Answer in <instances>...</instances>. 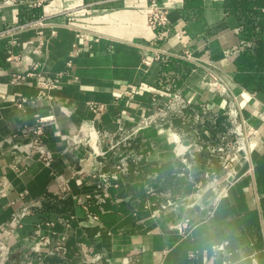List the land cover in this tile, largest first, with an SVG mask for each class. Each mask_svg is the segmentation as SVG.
<instances>
[{
  "label": "crops",
  "instance_id": "obj_1",
  "mask_svg": "<svg viewBox=\"0 0 264 264\" xmlns=\"http://www.w3.org/2000/svg\"><path fill=\"white\" fill-rule=\"evenodd\" d=\"M187 1L45 0L42 13L52 26L16 36L14 50L22 60L8 62L10 39L0 42V233L11 248L8 264H253L252 255L264 264V93L247 91L234 80L240 17L225 10V0ZM152 4L167 11L166 26H149ZM18 23L20 6L1 3L0 31ZM68 23L91 38L81 42L84 50L77 56H72L77 32L64 26ZM42 41L41 53L27 54ZM187 51L197 58L196 64L183 58ZM144 58L153 62L148 69H143ZM31 63L41 64L43 76L58 79L53 100L37 98L36 77L11 84L12 74L27 71ZM169 63L176 68L166 70ZM212 76L239 95L244 116L258 132L254 172L222 198L213 190L205 191L199 205L190 210L185 199L206 186L208 176L223 174L210 157L209 145L226 131L229 98L209 87L205 78ZM131 85L140 90L117 100ZM172 88L184 91L191 109L207 111L204 123L191 127L172 118L164 128L148 130L136 142L143 159L109 189L104 205L92 202L86 211L77 203V196L100 190L91 180L82 184L72 179V196L65 201L55 198V176L70 177L69 167L81 154L79 149L66 152L70 134L92 125L109 132L120 124L131 126L133 120L153 113L156 102ZM22 99L27 102L21 108ZM90 102L107 108L95 115ZM51 115L55 121L45 128V144L55 156L53 163L23 162L31 139L21 130L32 131L39 118ZM169 127L182 138L181 144ZM193 128L199 135L191 136ZM192 142L203 146L193 156ZM184 158L193 169L181 176ZM14 163L19 172L10 168ZM148 185L154 194H149ZM25 191L28 196L20 200ZM31 200L39 204L23 226L12 224L14 210ZM169 200L185 201L169 207ZM189 216L196 226L182 238L173 225ZM44 239L48 242L43 244ZM60 245L64 250L57 251ZM214 246L222 249L215 251ZM95 255L102 259L92 262Z\"/></svg>",
  "mask_w": 264,
  "mask_h": 264
},
{
  "label": "built area",
  "instance_id": "obj_2",
  "mask_svg": "<svg viewBox=\"0 0 264 264\" xmlns=\"http://www.w3.org/2000/svg\"><path fill=\"white\" fill-rule=\"evenodd\" d=\"M5 3H12L19 5L15 0H7ZM45 0H34L28 4L29 8H42ZM20 6V5H19ZM169 23L168 13L164 8L152 4L148 12V24L153 29H158L166 26ZM52 26V23L47 17L42 15L39 19L27 22L18 23L10 28L0 31V42L5 39H10V48L8 49L7 61L10 63L22 60L23 56L16 53L14 48L17 45L16 36L20 33L31 29H44ZM65 27L76 30L78 43L74 45L72 56L80 54L84 47L81 46L82 41H90V36L81 28L76 27L74 23H68ZM40 34H43L40 31ZM45 42H41L37 46H31L26 52L27 54L41 53V47ZM29 52V53H28ZM28 56V55H26ZM160 57L157 56L156 60ZM184 59L196 64L197 58L189 51L183 56ZM71 61L69 66H71ZM153 62L147 58L143 60V69H148L152 66ZM40 63H31L29 68L24 72H14L11 76V84L18 85L22 82L24 77H36L38 94L37 98L40 100H53L51 92L60 87L58 79L51 76H43L40 72ZM210 88L217 90L221 95L229 98L226 106V131L217 134L213 138V144L209 145V154L212 160H216L222 168L223 174L217 177L212 174L206 186H199L196 192L186 198V206L190 210L196 208L205 191H215L217 198H222L228 194L230 189L239 182L242 178L252 175L254 167L252 165V154L258 145V132L249 123V120L244 116L243 110L239 103V95L236 94L230 86L225 84L219 77L212 76L205 78ZM139 86L131 85L126 91L117 97V100L126 96H132L135 92L139 91ZM162 100L156 102L153 113L148 116L140 117L133 120L131 126L120 124L115 132L97 129L95 126H89L91 129L84 127L78 131L73 132L68 137V148L66 152L80 150L81 154L77 158V162L70 168V177L55 176L56 178V191L55 198L65 201L72 196L73 190L71 187V180L78 179L82 184L88 180L93 181L100 187V190L93 194H82L77 196V203L81 205L86 211L92 202L102 206L110 198L109 189L116 186L118 182L130 172L133 164H138L144 157L142 153L136 150V142L141 136H144L148 130L164 128L172 118H178L184 125L191 127L204 123L207 111L202 112L191 109L190 103L184 91L170 92L164 96ZM27 99H22L18 103V107H23ZM89 109L95 115H100L105 112L107 106L103 103L90 102ZM55 121V116L39 118L32 131L22 129L26 135L30 137V143L23 154V162L28 160H36L46 165H51L54 161V154L51 153L45 144V128L48 124ZM207 129V126L205 127ZM169 131L174 138H177L176 143H182V138L178 135L173 128L169 127ZM209 131V129H207ZM174 131V132H173ZM192 135H199V129L193 128ZM192 150L190 154L193 156L203 150L202 144L199 142H192ZM184 172L180 174L185 176V170H192V163L184 158ZM10 168L19 172L20 168L17 164H12ZM149 194H154L152 186H147ZM28 196V192H22L19 195L20 200H24ZM185 200L168 201V206H178L184 203ZM38 201L31 200L22 206L16 208L11 218V223L18 227H22L24 220L29 217L34 208L37 207ZM213 215V210L208 212V216ZM98 217L95 216V219ZM60 221H64L60 219ZM68 222V221H66ZM48 225H53L49 223ZM195 223L191 217H186L179 223L173 225L179 232L182 238L189 237L194 228ZM65 239V238H63ZM41 242L47 243L48 240L44 239ZM57 251L64 250V246L60 245L56 248ZM215 251L221 250V246H214ZM11 248L3 241L0 233V264H8L11 259ZM194 256V254L192 255ZM253 264H259L255 255L251 256ZM102 257L95 255L92 262L100 261Z\"/></svg>",
  "mask_w": 264,
  "mask_h": 264
},
{
  "label": "trees",
  "instance_id": "obj_3",
  "mask_svg": "<svg viewBox=\"0 0 264 264\" xmlns=\"http://www.w3.org/2000/svg\"><path fill=\"white\" fill-rule=\"evenodd\" d=\"M5 1L7 0H0V4ZM15 1L20 5V23L37 20L43 15L42 8L28 7V4L34 0ZM224 7L227 12L237 14L241 20V44L236 59L237 71L234 80L247 91L264 93V0H225ZM173 64L169 63L166 70L175 69L176 66ZM182 64L180 62L179 65ZM172 82L174 85L177 84L175 80ZM177 86H181L179 81ZM175 91L179 90L173 88L168 90V92Z\"/></svg>",
  "mask_w": 264,
  "mask_h": 264
},
{
  "label": "bare ground",
  "instance_id": "obj_4",
  "mask_svg": "<svg viewBox=\"0 0 264 264\" xmlns=\"http://www.w3.org/2000/svg\"><path fill=\"white\" fill-rule=\"evenodd\" d=\"M85 129H88L86 126L84 127Z\"/></svg>",
  "mask_w": 264,
  "mask_h": 264
}]
</instances>
